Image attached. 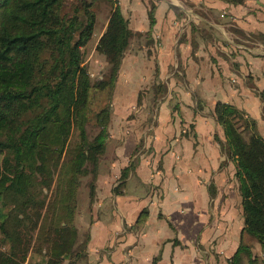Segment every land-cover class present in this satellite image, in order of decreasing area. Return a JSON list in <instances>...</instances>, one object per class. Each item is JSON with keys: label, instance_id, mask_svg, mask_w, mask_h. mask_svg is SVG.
Listing matches in <instances>:
<instances>
[{"label": "crops", "instance_id": "1", "mask_svg": "<svg viewBox=\"0 0 264 264\" xmlns=\"http://www.w3.org/2000/svg\"><path fill=\"white\" fill-rule=\"evenodd\" d=\"M118 3L130 36L74 264H233L243 244L263 264L216 107L234 105L264 137V0Z\"/></svg>", "mask_w": 264, "mask_h": 264}, {"label": "trees", "instance_id": "2", "mask_svg": "<svg viewBox=\"0 0 264 264\" xmlns=\"http://www.w3.org/2000/svg\"><path fill=\"white\" fill-rule=\"evenodd\" d=\"M94 1L0 0V233L1 245L9 246L0 250V264H25L42 225L48 245L43 264L77 254L76 227L60 218L71 216L80 177L93 175L94 195L111 105L92 116L93 96L104 92L110 99L130 36L118 0H108L112 8L96 50L109 69L93 80L85 47L97 26ZM150 16L154 20L153 11ZM216 116L225 133L219 142L236 166L244 231L261 243L264 264V137L256 120L232 104L218 103ZM92 119L99 128L94 136ZM51 206L62 211L47 223ZM242 253L250 264L260 263L243 244L233 264Z\"/></svg>", "mask_w": 264, "mask_h": 264}, {"label": "rangeland", "instance_id": "3", "mask_svg": "<svg viewBox=\"0 0 264 264\" xmlns=\"http://www.w3.org/2000/svg\"><path fill=\"white\" fill-rule=\"evenodd\" d=\"M97 13V26H96V35L98 34V26L105 22V20L108 18L109 13L111 12V3L108 0H95L94 6ZM96 39V36L92 38V42L85 47V63L87 64L88 68L91 71L92 79L98 80L103 77H105L108 74L109 66H107L105 57L100 54L95 49L94 41ZM107 101V96L103 92H96L93 96V102H92V113L93 116L95 112H97ZM95 121L92 119L91 123L89 124V131L91 136H94L98 131L99 128L97 125L94 124ZM102 159V157H101ZM101 161V160H100ZM100 163V162H99ZM98 174V172H97ZM92 174L82 176L79 180V186L77 188L76 197L75 200L72 202L73 208L71 209V216L67 217L65 215V219H61L62 221L68 220V222L76 227L77 236H76V244L78 250L77 254H75L71 260L67 259L64 260L62 264H74L77 259L82 258L85 256L87 243L89 242V232L87 228V224L85 221L81 219V214L83 212V209L85 208V203L88 200H92L94 197L91 196V189H90V182L92 181ZM97 178V177H96ZM8 199L5 200V202ZM55 199H53L54 202ZM52 202V203H53ZM2 201L0 200V205ZM62 211V208L54 209L53 206L50 207V210L46 213V215L50 212L49 216L46 218L47 223L49 222H55L58 219L59 212ZM54 212V213H53ZM40 233V234H38ZM45 235V230H43V225L41 229H37L36 232H34L33 236V246L32 250L29 252L27 261L25 264H43L48 253V245L46 243L47 236ZM253 237V236H252ZM3 238V234L0 233V250H8L9 246L1 245ZM39 238L41 240H39ZM255 241L262 247L261 243L253 237ZM263 249V247L261 248ZM79 253V254H78ZM258 257H260L258 255Z\"/></svg>", "mask_w": 264, "mask_h": 264}]
</instances>
